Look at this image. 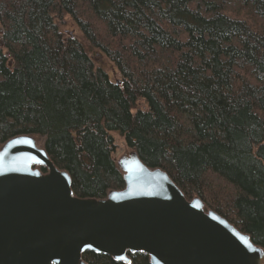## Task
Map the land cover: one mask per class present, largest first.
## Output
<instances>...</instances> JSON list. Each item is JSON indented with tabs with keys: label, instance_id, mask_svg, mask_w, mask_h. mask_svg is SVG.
<instances>
[{
	"label": "trees",
	"instance_id": "1",
	"mask_svg": "<svg viewBox=\"0 0 264 264\" xmlns=\"http://www.w3.org/2000/svg\"><path fill=\"white\" fill-rule=\"evenodd\" d=\"M0 30V145L44 139L73 195L103 199L117 134L264 249V0H0Z\"/></svg>",
	"mask_w": 264,
	"mask_h": 264
},
{
	"label": "water",
	"instance_id": "2",
	"mask_svg": "<svg viewBox=\"0 0 264 264\" xmlns=\"http://www.w3.org/2000/svg\"><path fill=\"white\" fill-rule=\"evenodd\" d=\"M110 137L124 188L103 199L73 195L44 139L23 135L0 145V264H86V253L121 264L134 255L149 264H264V249L248 235L198 198L186 200L165 172Z\"/></svg>",
	"mask_w": 264,
	"mask_h": 264
},
{
	"label": "rangeland",
	"instance_id": "3",
	"mask_svg": "<svg viewBox=\"0 0 264 264\" xmlns=\"http://www.w3.org/2000/svg\"><path fill=\"white\" fill-rule=\"evenodd\" d=\"M198 1L202 2L203 0H198ZM100 62L101 63L98 64V66H100L106 72L110 81L111 82L117 81L119 79L118 73L113 68V66L109 62H106L104 59H101Z\"/></svg>",
	"mask_w": 264,
	"mask_h": 264
},
{
	"label": "bare ground",
	"instance_id": "4",
	"mask_svg": "<svg viewBox=\"0 0 264 264\" xmlns=\"http://www.w3.org/2000/svg\"><path fill=\"white\" fill-rule=\"evenodd\" d=\"M62 31V30H61ZM0 46H2V43H0Z\"/></svg>",
	"mask_w": 264,
	"mask_h": 264
}]
</instances>
